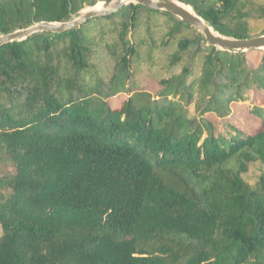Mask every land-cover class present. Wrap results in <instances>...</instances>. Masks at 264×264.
Returning <instances> with one entry per match:
<instances>
[{"label":"trees","instance_id":"trees-1","mask_svg":"<svg viewBox=\"0 0 264 264\" xmlns=\"http://www.w3.org/2000/svg\"><path fill=\"white\" fill-rule=\"evenodd\" d=\"M98 1L0 0V35ZM178 1L233 38L264 18L258 0ZM199 33L131 3L0 47V264H264V174L244 178L264 163V49ZM98 49L115 63L108 81ZM158 49L181 73L112 104Z\"/></svg>","mask_w":264,"mask_h":264},{"label":"water","instance_id":"water-1","mask_svg":"<svg viewBox=\"0 0 264 264\" xmlns=\"http://www.w3.org/2000/svg\"><path fill=\"white\" fill-rule=\"evenodd\" d=\"M131 3L141 4L155 10L170 12L186 24L194 26L203 34L209 45L215 46L220 50L249 51L252 49H264V34L249 38H233L222 35L215 31L212 26L206 24L205 20L194 10H188L181 4L183 2L178 0H106L105 5H107V7L87 10L81 16L68 21H42L29 27L19 28L12 32L1 34L0 47L9 42L25 40L37 32L46 31L60 33L70 28L81 26L91 18L108 16L118 12L123 6ZM110 4H112V6L108 8Z\"/></svg>","mask_w":264,"mask_h":264},{"label":"rangeland","instance_id":"rangeland-1","mask_svg":"<svg viewBox=\"0 0 264 264\" xmlns=\"http://www.w3.org/2000/svg\"><path fill=\"white\" fill-rule=\"evenodd\" d=\"M105 1L106 0H100L94 6H86L79 12V15H75L72 19L81 16L87 10H90L93 8H96V9L102 8V3H103V8L107 7V5H105ZM258 1L264 4V0H258ZM111 6L112 4H110L108 8ZM100 21H101L100 19H95V22L99 23ZM250 26H251L252 37L261 35V33L264 30V18L251 20ZM144 27L145 26H143V29L139 34L141 37L146 36L145 33L143 32V30L145 31ZM163 29H165V27L159 24L156 27V31H155L156 36H159L160 34H162L164 32ZM192 31L194 30L192 29ZM200 34L201 33H199V35ZM259 54H260L259 52L258 54L255 53L254 57L260 58ZM94 58L99 68L100 74L105 78L106 81H108L114 71L115 63L113 59L111 58L109 53L105 51L104 49L96 50ZM154 58L157 60L158 63L151 68H148L147 66H145V68H143L142 71L138 74L137 85H134L133 83L132 86H130L131 91L128 94L121 93V94H118L114 99H111L110 102L112 104H121L122 101L126 99L127 96H129V94L132 93V91H134L135 89H140L139 91L141 90L148 91L151 94H154L159 88V82H158L159 80L164 79V78H170L172 76H175L181 73L182 71L181 65L179 64L171 65V66L167 65L168 62H166L167 61L166 52L158 49L156 50L154 54ZM159 63H162L163 65L165 64V65L162 67L159 65ZM151 76H153V78H151ZM190 110L194 114L193 105L190 106ZM246 118L247 120L252 121L255 124H258V120H256L251 114L246 116ZM5 173H6V168L5 167L3 168V164L0 162V179L5 175ZM263 174H264V163L260 161H255V162L250 163L249 170L248 172L244 174V178L251 186L256 187L259 182L260 177ZM4 189H5V186L0 185V196H1V192ZM2 234L3 232H2L1 225H0V236H2Z\"/></svg>","mask_w":264,"mask_h":264},{"label":"bare ground","instance_id":"bare-ground-1","mask_svg":"<svg viewBox=\"0 0 264 264\" xmlns=\"http://www.w3.org/2000/svg\"><path fill=\"white\" fill-rule=\"evenodd\" d=\"M185 8H187L188 10H190V11H193V8L191 7V6H189V5H187V4H185V3H181ZM102 8H103V3H102ZM99 9H101V8H99ZM205 23L206 24H208L206 21H205ZM209 25V24H208Z\"/></svg>","mask_w":264,"mask_h":264}]
</instances>
